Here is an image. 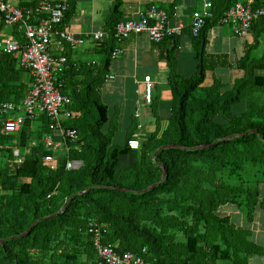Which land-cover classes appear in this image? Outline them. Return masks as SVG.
Here are the masks:
<instances>
[{
  "label": "trees",
  "instance_id": "trees-1",
  "mask_svg": "<svg viewBox=\"0 0 264 264\" xmlns=\"http://www.w3.org/2000/svg\"><path fill=\"white\" fill-rule=\"evenodd\" d=\"M221 1H213L216 18L209 19L195 37L201 47L194 75L177 72V40L171 48L161 47L164 41L155 43L160 59L170 66L172 109L168 125L163 126L153 95L155 130L140 141V157L126 169H118L120 156L133 150L130 140L138 123L129 127L123 144L113 142L117 125L101 94L111 54L98 65L75 61L65 52L69 68L62 92L71 95L72 109L79 112L65 126L77 131L79 142L50 163L45 159L53 154L44 143L51 132L47 118H40L38 127L27 120L17 134L4 132L7 116L2 102L21 101L30 86L22 80L27 70L19 65V53L0 50V152L8 154L0 168V264H106L88 232L91 220L107 227L104 243L114 244L121 253L143 254L152 264H253L252 257L264 256V246L250 238L251 230L221 213L231 204L253 218L259 203L264 209L260 182L245 183L241 175L238 182L218 177L223 168L234 167V175L238 169L264 165V100L252 101L256 93L264 96L259 92L264 77L256 74V69L264 68V55H252L264 32V18L254 23L253 30L259 27L256 39L236 64L245 75L224 92L226 84L215 74L213 83L204 85L208 72L231 66L229 55L208 53L201 43L208 26L219 23L218 16L237 0H228V6L219 10ZM121 4L116 0L110 18L115 26ZM247 98L252 99L248 107L236 110L235 105ZM32 140L38 143L32 146ZM162 146L170 147L161 150ZM17 148L25 153L21 162L14 155ZM71 158L83 159L84 165L68 170ZM247 164L254 166L244 168ZM259 168L257 176L263 175Z\"/></svg>",
  "mask_w": 264,
  "mask_h": 264
},
{
  "label": "crops",
  "instance_id": "crops-1",
  "mask_svg": "<svg viewBox=\"0 0 264 264\" xmlns=\"http://www.w3.org/2000/svg\"><path fill=\"white\" fill-rule=\"evenodd\" d=\"M11 1L16 5L27 6L36 5L40 0ZM66 1L69 2L70 10L64 19L62 29L68 28L76 37L83 38L85 41L72 47L60 39L54 44L55 50L60 53L67 52L73 60L83 64L96 61V64L101 65L116 47L122 48L123 52L118 57L111 58L105 82L101 87L102 99L109 107L110 117L114 116L113 119L116 121L117 131L114 139L117 140V136H120L117 141L114 140L113 142L123 144L129 127L135 121L138 123V128L133 133L132 139L138 138L141 141L148 138L154 131L155 124H153V121L149 124V119L146 121L148 117L152 119L151 116L153 117L154 114L152 107L145 102V76H152L154 98L158 105H163L166 110L164 112L166 116L171 113L173 103V98L169 97L165 91V88H170L168 84L170 66L167 60L160 59L159 44L156 45L147 33L136 34L124 41L114 39L111 33L115 27V21L111 22L110 18L113 15L116 0ZM203 2L204 0H122L119 17L120 20H138L140 12L154 4L169 11L171 23L183 22L185 24L184 33L177 39L169 38L165 40L161 47L171 48L175 43L174 41L177 40L178 48L175 52L177 72L182 76L188 77L196 73L198 66L197 58L201 46H199L198 39L193 36L191 27L193 13L202 6ZM228 2V0H222L216 3L219 10H223L228 6ZM258 28L252 30L249 36L240 37L228 25L215 22L208 26L201 36V43L204 42V49L211 54L229 55L231 66L219 67L214 72H208L204 85H211L213 83L212 77L215 74L217 78L226 84V87L222 89L224 92L232 88L235 81L245 75V71L236 64L245 56L248 46H251L255 41L256 34L259 32ZM99 30L107 32V40L104 44H97L92 39L93 34ZM13 36L22 38L12 26H4L0 29V39L8 40ZM259 42V45L252 51L254 57L264 55V32L259 35ZM256 74L264 77V68L256 69ZM109 75H113L114 78L107 79ZM82 77L80 76L81 79ZM31 79L30 72L24 71L22 73V80L29 84L28 87ZM259 92L264 95V89ZM256 96L255 100L247 98L240 102V105L243 106L242 109L248 107L250 100H264V96L262 98L257 93ZM158 109L160 111L159 107ZM136 112H139V116H137ZM161 118L164 119L163 117ZM37 124L38 127L40 122H37ZM149 125L152 126V130L150 132L149 130L145 131L144 129L148 128ZM106 127L108 128L109 124ZM55 138L59 139L60 136L55 135ZM138 150L134 149L128 154L120 156L118 169L133 167L139 157L135 154ZM261 198L264 199V194ZM260 204L254 210V217L250 219L247 217L246 212L239 207L236 214L238 219H233L232 215L228 214L231 216V221L236 225L249 228L251 230L250 238L259 244L261 243L257 239L261 236L264 237V209L261 208ZM249 220L252 221L250 222ZM261 245L264 246V244ZM252 258L253 264H264V256L255 255ZM227 263L228 261L219 262V264Z\"/></svg>",
  "mask_w": 264,
  "mask_h": 264
},
{
  "label": "built area",
  "instance_id": "built-area-1",
  "mask_svg": "<svg viewBox=\"0 0 264 264\" xmlns=\"http://www.w3.org/2000/svg\"><path fill=\"white\" fill-rule=\"evenodd\" d=\"M263 1L237 0L218 16V22L230 26L238 36L247 37L251 34L254 23L264 18V4H260ZM69 10L70 5L66 0H40L36 5L27 6L16 5L11 0H0V29L12 26L22 36L21 39L15 36L8 40L0 39V50L8 54L18 52L20 67L29 71L32 76L29 90L21 101L2 102L1 110L7 116L4 132L7 135L17 134L27 120L47 118L51 132L45 136L44 143L53 154L45 159L50 163L56 160L61 148L68 152L71 145L79 142L77 131L65 126L66 122L79 115V112L72 109L71 95L62 92L63 76L69 68V58L65 52H57L54 48V44L60 39L72 47L85 41L76 37L68 28H59ZM216 15L213 1L204 0L202 6L193 13V36L199 37L207 21L216 18ZM184 30L183 22L171 23L169 11L152 4L140 12L138 20H119L113 37L124 41L136 34L147 33L154 43H162L167 38L181 36ZM92 39L97 44H104L107 32L99 30L93 34ZM122 52V48L116 47L111 58L118 57ZM91 63L96 64V61ZM112 78L113 75L107 76V79ZM144 81L145 102L151 106L154 89L152 76L146 75ZM136 114L139 116V112ZM55 135L60 138L56 139ZM140 145L138 138L130 140L133 150L139 149ZM24 154L20 148L14 152L19 162L23 161ZM83 165V159L71 158L66 167L68 170H79ZM88 232L94 235L98 256L106 264H152L143 254L130 251L121 253L114 244L104 243L102 240L108 229L103 223L91 220ZM146 251L144 248L143 252Z\"/></svg>",
  "mask_w": 264,
  "mask_h": 264
},
{
  "label": "rangeland",
  "instance_id": "rangeland-1",
  "mask_svg": "<svg viewBox=\"0 0 264 264\" xmlns=\"http://www.w3.org/2000/svg\"><path fill=\"white\" fill-rule=\"evenodd\" d=\"M29 85V84H28ZM165 91L167 92V94H168V96L169 97H172V89H171V87L169 88H165ZM153 106V105H152ZM151 106V107H152ZM158 107L160 108V111H159V114H161V117H163L164 118V121H163V126H166V125H168V120H167V118H168V116L170 115L169 113H168V116H166V113H164L166 110L164 109V107H163V105L162 104H159L158 105ZM243 108V106L242 105H240V104H237V105H235V109L236 110H241ZM153 112V111H152ZM154 114V113H153ZM151 118L153 119H150V117H148V118H146V121L148 120L149 121V124L150 123H152V121H153V124H155V127H156V117H155V115H153V117L151 116ZM39 120L37 119V120H35L34 121V126H36L37 127V122H38ZM115 123H116V121H115ZM152 126L151 125H149L148 126V128L146 127L144 130L145 131H147V130H149V132L152 130V128H151ZM154 127V128H155ZM106 131H107V127H105L104 128ZM155 130V129H154ZM120 138V136L118 135L117 136V140ZM114 140H116V139H114ZM113 140V141H114ZM116 140V141H117ZM35 143H38V142H36L35 140H32V141H29V144L30 145H34ZM13 144H15V142H13ZM16 145V144H15ZM15 147H17V146H15ZM64 153H66L65 152V150L63 149V148H61L60 150H59V153L58 154H61V156H63V154ZM135 154H137V156H139L140 157V154H141V152L138 150V151H136L135 152ZM8 161V154L7 153H5V152H0V168L2 167V166H4V164L6 163ZM251 166H254V165H250V164H247V166H244V168H247V167H250L251 168ZM256 166V165H255ZM234 167H227V168H223L222 169V171H220V172H218V177H219V179L222 181V182H225L226 181V178H228V177H230V178H228V180H231L230 182H233V181H236V182H238L240 179L238 178V176H240L241 175V177L243 178V181L245 182V183H252V184H254V185H259V183H258V181L260 182V192H261V196L264 194L263 193V188H264V165L262 164V166L259 168V167H257V168H259V170H262L263 172V175H260V176H257L256 175V172L258 171L257 170V168L256 169H248L247 171H243L242 169L241 170H237L236 171V174H234V175H232L231 174V170L233 169ZM233 178V179H232ZM247 178V179H246ZM239 197H240V195H239ZM238 208V206H234V205H226V206H224L222 209H221V213L222 214H231L232 215V217H233V219H238V216L236 215L237 213H238V210L239 209H237ZM254 217V216H253ZM230 218H231V216H230ZM244 218H245V216H244ZM250 218V217H249ZM236 221V220H235ZM250 222L252 221V220H249ZM250 222H248V223H250ZM255 237H256V235H255ZM262 237V236H261ZM258 238L257 240L261 243V244H264V237H262V238ZM85 251H82V253L80 254V261H84V260H86V254L84 253ZM61 262L62 263H64L65 261H64V258L62 257L61 258ZM47 263H51V261H50V258L48 257V260H47ZM227 264H234L233 262H230V261H228V263Z\"/></svg>",
  "mask_w": 264,
  "mask_h": 264
},
{
  "label": "water",
  "instance_id": "water-1",
  "mask_svg": "<svg viewBox=\"0 0 264 264\" xmlns=\"http://www.w3.org/2000/svg\"><path fill=\"white\" fill-rule=\"evenodd\" d=\"M254 131V130H253ZM166 147H170V146H162L160 149L161 150H163V149H165ZM157 153H158V151L155 153V156L157 155ZM163 168H164V176L167 174V171H166V168H165V166L163 165ZM156 186V184H153L152 185V187H155ZM88 190H84L82 193H86ZM30 230H31V228L30 229H28V231L26 232V233H28V232H30Z\"/></svg>",
  "mask_w": 264,
  "mask_h": 264
}]
</instances>
